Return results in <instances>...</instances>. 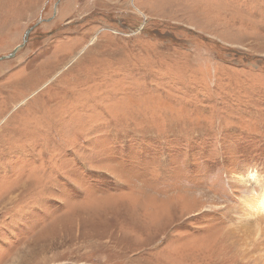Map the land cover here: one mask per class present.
Listing matches in <instances>:
<instances>
[{"label": "rangeland", "instance_id": "rangeland-1", "mask_svg": "<svg viewBox=\"0 0 264 264\" xmlns=\"http://www.w3.org/2000/svg\"><path fill=\"white\" fill-rule=\"evenodd\" d=\"M4 57L0 264L255 263L264 0H0Z\"/></svg>", "mask_w": 264, "mask_h": 264}, {"label": "bare ground", "instance_id": "bare-ground-1", "mask_svg": "<svg viewBox=\"0 0 264 264\" xmlns=\"http://www.w3.org/2000/svg\"><path fill=\"white\" fill-rule=\"evenodd\" d=\"M249 200L241 201L234 212L231 210L235 214L231 217L235 220L231 230L234 234L239 231L238 243L241 246L242 260L248 262L247 260L253 259L254 264H264V228L260 224L261 220L264 221V197H251V201ZM254 251L259 253L253 255Z\"/></svg>", "mask_w": 264, "mask_h": 264}, {"label": "snow or ice", "instance_id": "snow-or-ice-1", "mask_svg": "<svg viewBox=\"0 0 264 264\" xmlns=\"http://www.w3.org/2000/svg\"><path fill=\"white\" fill-rule=\"evenodd\" d=\"M261 196L264 197V191H262ZM64 197L67 198V195H65L61 191V186H52L50 187L47 192L45 193V197L37 202L36 205H34L32 208L28 209L27 211H35L38 214H43L44 211L47 208V204L49 200L55 201L57 198Z\"/></svg>", "mask_w": 264, "mask_h": 264}, {"label": "water", "instance_id": "water-1", "mask_svg": "<svg viewBox=\"0 0 264 264\" xmlns=\"http://www.w3.org/2000/svg\"><path fill=\"white\" fill-rule=\"evenodd\" d=\"M30 32H31V30L27 31L25 37H28L29 34H30ZM26 42H27V40L25 41V43H26ZM22 46H24V45H21V46H19L18 48H16L15 51H14V53H13L12 55L8 56V57H9V58H13L14 54L16 53V51H17L19 48H22ZM3 59H5V58H1L0 60H3Z\"/></svg>", "mask_w": 264, "mask_h": 264}, {"label": "crops", "instance_id": "crops-1", "mask_svg": "<svg viewBox=\"0 0 264 264\" xmlns=\"http://www.w3.org/2000/svg\"><path fill=\"white\" fill-rule=\"evenodd\" d=\"M38 73H40V71L38 70ZM36 71L31 75V77H35ZM41 78V77H40Z\"/></svg>", "mask_w": 264, "mask_h": 264}, {"label": "flooded vegetation", "instance_id": "flooded-vegetation-1", "mask_svg": "<svg viewBox=\"0 0 264 264\" xmlns=\"http://www.w3.org/2000/svg\"><path fill=\"white\" fill-rule=\"evenodd\" d=\"M5 58V57H4Z\"/></svg>", "mask_w": 264, "mask_h": 264}]
</instances>
